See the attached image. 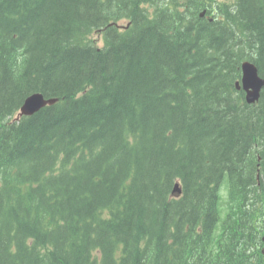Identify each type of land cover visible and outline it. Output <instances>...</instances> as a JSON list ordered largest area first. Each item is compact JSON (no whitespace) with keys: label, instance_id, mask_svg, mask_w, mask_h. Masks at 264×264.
I'll list each match as a JSON object with an SVG mask.
<instances>
[{"label":"trees","instance_id":"16d2710c","mask_svg":"<svg viewBox=\"0 0 264 264\" xmlns=\"http://www.w3.org/2000/svg\"><path fill=\"white\" fill-rule=\"evenodd\" d=\"M247 59L264 0H0V264H264Z\"/></svg>","mask_w":264,"mask_h":264},{"label":"water","instance_id":"95a60500","mask_svg":"<svg viewBox=\"0 0 264 264\" xmlns=\"http://www.w3.org/2000/svg\"><path fill=\"white\" fill-rule=\"evenodd\" d=\"M243 76L242 83L243 88L246 91V99L249 103L256 102L261 94V89L264 86V79L259 76L257 67L249 62H244L242 65ZM239 88V85H238ZM55 100H46L42 94H33L29 96L21 106V114L31 115L40 110L46 104H52ZM175 191L180 193L178 185L175 187ZM264 241V236H263Z\"/></svg>","mask_w":264,"mask_h":264},{"label":"rangeland","instance_id":"374dc122","mask_svg":"<svg viewBox=\"0 0 264 264\" xmlns=\"http://www.w3.org/2000/svg\"><path fill=\"white\" fill-rule=\"evenodd\" d=\"M96 37H97L96 39L98 40L99 39V35L97 33H96Z\"/></svg>","mask_w":264,"mask_h":264},{"label":"flooded vegetation","instance_id":"af4514ba","mask_svg":"<svg viewBox=\"0 0 264 264\" xmlns=\"http://www.w3.org/2000/svg\"><path fill=\"white\" fill-rule=\"evenodd\" d=\"M255 248H253V246H252V250H254ZM263 252H264V249L262 250ZM255 254V253H254Z\"/></svg>","mask_w":264,"mask_h":264}]
</instances>
